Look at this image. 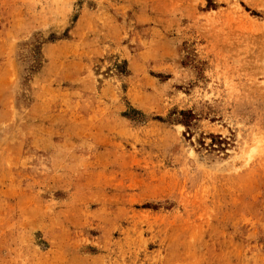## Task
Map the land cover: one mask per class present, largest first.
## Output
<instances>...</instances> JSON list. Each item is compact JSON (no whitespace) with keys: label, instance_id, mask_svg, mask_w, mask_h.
<instances>
[{"label":"rangeland","instance_id":"obj_1","mask_svg":"<svg viewBox=\"0 0 264 264\" xmlns=\"http://www.w3.org/2000/svg\"><path fill=\"white\" fill-rule=\"evenodd\" d=\"M0 264H264V0H0Z\"/></svg>","mask_w":264,"mask_h":264}]
</instances>
